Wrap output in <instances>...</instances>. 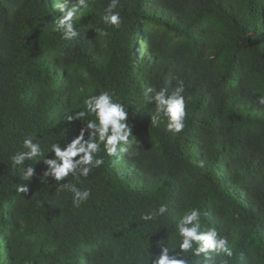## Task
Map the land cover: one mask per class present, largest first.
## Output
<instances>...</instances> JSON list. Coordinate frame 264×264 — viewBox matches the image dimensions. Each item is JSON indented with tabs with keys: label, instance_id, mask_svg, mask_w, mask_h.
Here are the masks:
<instances>
[{
	"label": "trees",
	"instance_id": "1",
	"mask_svg": "<svg viewBox=\"0 0 264 264\" xmlns=\"http://www.w3.org/2000/svg\"><path fill=\"white\" fill-rule=\"evenodd\" d=\"M109 2L88 0L63 40L56 0H0V264H153L164 247L197 264L195 244L177 255L193 209L232 251L214 264H264V0H119L118 27L104 24ZM181 82L185 127L174 133L151 122L146 90ZM104 91L128 113L129 152L101 144L103 164L60 182L42 181L43 159L24 162L31 180L12 167L28 136L54 158L51 145L95 120L75 117ZM67 182L90 191L78 207Z\"/></svg>",
	"mask_w": 264,
	"mask_h": 264
},
{
	"label": "clouds",
	"instance_id": "2",
	"mask_svg": "<svg viewBox=\"0 0 264 264\" xmlns=\"http://www.w3.org/2000/svg\"><path fill=\"white\" fill-rule=\"evenodd\" d=\"M119 4V0H110L105 8L103 21L105 25L118 27L121 24V16L115 11ZM56 7L62 12V16L53 20L56 31H59L63 40H71L77 36V30L74 26V18L82 9L89 7L88 0H56ZM105 35L107 32L105 31ZM151 95L148 97L149 102L154 103V115L152 123L158 124L161 118L166 119L167 129L174 133H180L185 127L186 104L183 95L185 89L181 82L172 92L168 94V89L161 87L148 88L146 90ZM258 103L264 105V97L258 98ZM84 109L77 113V117L81 120L87 114L94 115L95 120H88L85 129H81L80 135L70 144L61 147L59 143H53L49 151L54 153V158L44 159L45 155L41 145L34 142L33 137L28 136L22 142V150L16 152L10 157L12 167H19L23 173L25 180H31L34 175V168L31 164L23 167L25 161L35 160L36 163L43 159L48 169L43 173V178L52 176L55 181L60 182L70 174H79L87 177L92 168H97L104 163L102 158H97L96 153L100 151V145H104L107 155L113 156L117 150L121 152H129L130 136H132V128L125 122L128 113L123 104L114 101L109 92L104 91L98 95H91L84 101ZM69 120L73 117L69 116ZM88 138L85 139V131H89ZM78 159H75L77 158ZM62 190L72 193V203L77 207L90 196L89 190H81L75 184H61ZM19 192L27 194L29 189L27 186H20ZM167 211L166 205H161L155 213H146L141 218L145 221H151L155 216L163 215ZM199 210L193 209L186 213L179 220L177 225L178 234L182 238L179 242L180 253L177 255L182 257V253L194 249V254L202 259L197 264H214L213 254L219 255L221 252L227 256L232 255V251L228 248V241L225 237L218 235L215 229L209 231H201L199 220ZM173 249H176L175 244ZM169 248L164 247L159 256H156L153 264H188V260L177 258V256L169 255ZM148 264V262H147Z\"/></svg>",
	"mask_w": 264,
	"mask_h": 264
}]
</instances>
